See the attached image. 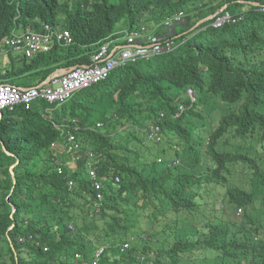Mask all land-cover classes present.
Wrapping results in <instances>:
<instances>
[{
    "label": "trees",
    "instance_id": "16d2710c",
    "mask_svg": "<svg viewBox=\"0 0 264 264\" xmlns=\"http://www.w3.org/2000/svg\"><path fill=\"white\" fill-rule=\"evenodd\" d=\"M243 1L203 10L198 3L212 0H21L17 10V0H0V40L18 13L22 28L59 24L73 36L33 58L8 54L0 81L31 85L59 67L90 64L98 42L121 29L180 11L186 21L169 52L130 60L61 104L3 111L0 264H93L103 245L97 264H139L150 250L155 264H264V0ZM224 4L241 18L191 30ZM157 119L165 147L155 154L146 134ZM76 125L82 148L103 155L99 212L87 170L62 159L59 174L49 149L61 128Z\"/></svg>",
    "mask_w": 264,
    "mask_h": 264
},
{
    "label": "built area",
    "instance_id": "2783aa9c",
    "mask_svg": "<svg viewBox=\"0 0 264 264\" xmlns=\"http://www.w3.org/2000/svg\"><path fill=\"white\" fill-rule=\"evenodd\" d=\"M226 18H228V15L218 18L214 25H221ZM168 25L166 24L164 27ZM168 27H171V24ZM119 38L125 39L127 44H117V38L103 42L91 54L89 66L79 65L70 72L51 79L48 83L25 87L17 83L0 81V120L3 110H12L19 104H24L26 108H29L33 102L38 100H44L50 104H61L70 99L78 90L106 79L115 68L124 65L129 60L154 56L169 52L174 48L173 39L162 36L157 32L139 34L125 30ZM72 42L73 39L69 30L44 23L39 31L27 29L22 33L12 32L11 36L5 40L4 48L7 51H19L28 57H33L38 53L49 51L55 46L64 48ZM2 51L3 49H0V53ZM187 93L191 95L192 90L189 88ZM180 109L184 110V106L181 105ZM47 110L51 111V108ZM178 115L177 113L175 116ZM160 116H164V113H161ZM102 125V122L96 123L97 128ZM77 126L68 129L61 128L60 138L52 142L49 149L56 157L55 163L58 165L57 171L59 174L64 171L63 166H60L63 160L71 171L79 170L80 164L87 170L91 187L95 193L94 208L99 212L104 195L103 190L105 189L99 176V166L103 155L101 152L97 153L91 149L82 148L79 137L75 133L79 129ZM148 137L156 141L161 140V127L157 121L149 124ZM114 180L118 182L120 180L119 176H115ZM68 185L71 187L73 181L70 180ZM128 245V243H125L121 247V251L127 248ZM102 251L103 248L98 249L95 256L98 257ZM76 257H80V254L76 253ZM93 264H97V261L93 260Z\"/></svg>",
    "mask_w": 264,
    "mask_h": 264
},
{
    "label": "clouds",
    "instance_id": "9594fccd",
    "mask_svg": "<svg viewBox=\"0 0 264 264\" xmlns=\"http://www.w3.org/2000/svg\"><path fill=\"white\" fill-rule=\"evenodd\" d=\"M13 1V0H12ZM239 1V0H238ZM241 2H244L243 0H240ZM218 4V0H212V3H209L207 6H203V4L202 3H198V6L201 8V9H203V10H209L211 7H213V6H215L216 7V5ZM254 5H258L259 6V3L258 2H254L253 3ZM21 6V0H17V10H19V7ZM228 7V5L227 4H224L223 6H221L220 8H218V10L216 11V12H211V13H209V14H207L204 18H202L201 20H199L197 23H196V25L191 29V30H193V29H195L198 25H200L201 23H204V22H207V21H209V20H211V19H214L213 20V22H211V23H209V25H212V26H215V27H219V26H221V25H223L225 22H235L238 18L240 19L241 18V16L240 17H235L232 13H230V11H228V10H226V8ZM260 9H262V10H264V6H260ZM198 11H201V10H195V12H198ZM185 15V12L184 11H180V12H178L177 14H175V15H173V16H171V17H167L165 20H163L161 23H159V24H155V25H148V24H140L139 26H137L136 28H134V29H132V30H128V29H121V30H119L118 32H117V34H119V36L118 37H114V35L113 34H110V35H108V36H106L104 39H102V40H100L99 42H98V45L100 46V44H102L103 42H106V41H112V39H114V38H117V44H120V45H125V44H127L126 43V40L125 39H122V38H119V37H121L123 34H124V31L126 30V31H128V32H137V33H139V34H150V33H154V32H157L158 34H160V35H162V36H168V38H170V39H173V41H174V48H175V42H176V40L175 39H178L179 37H180V35H176L177 34V31H178V29H180V28H183V27H185V22L186 21H183V16ZM228 15V18H226L225 20H224V23H222L221 25H218V26H216V25H214L215 24V22L218 20V18H223L224 16H227ZM19 17H20V13H18L16 16H15V18H14V21H13V25H12V27L10 28V30H9V32H8V34L6 35V36H4L1 40H0V49H3V51L0 53V55H2V54H9V53H13L12 51H14V50H5V48H4V42H5V40L8 38V37H10L11 36V34H12V32L14 33V32H16V33H22L23 31H25V30H27V29H31V30H34V31H39V30H41L42 29V27H43V24H44V22H42L41 23V28L40 29H37V30H35V29H32V28H30V27H27V28H22L23 26H22V24H20V23H18V19H19ZM49 24H51V23H49ZM166 24H171V27H164V25H166ZM52 25H54V26H57L58 28H60V29H67V28H64V27H62V25H59V24H52ZM68 30V29H67ZM70 32V31H69ZM71 33V32H70ZM186 33V32H185ZM71 36H72V34H71ZM72 39H73V36H72ZM73 43V42H72ZM71 43V44H72ZM70 44V45H71ZM176 45H178V44H176ZM69 46V45H68ZM98 46V47H99ZM56 47V46H55ZM58 47V46H57ZM67 47V46H66ZM66 47H64V48H60V47H58V48H60V49H65ZM54 48V47H53ZM173 48V49H174ZM50 51V50H49ZM15 52H19V51H15ZM46 52H48V51H46ZM41 53H44V52H41ZM38 54H40V53H38ZM37 54V55H38ZM21 55H24V56H26L24 53H21ZM37 55H35V56H37ZM35 56H33V57H35ZM26 57H28V56H26ZM33 57H28V58H33ZM133 60V59H132ZM130 61V60H129ZM128 62V61H127ZM9 64V62L7 63V65ZM87 65H89V64H87ZM77 66H79V65H77ZM122 66V65H121ZM120 67V66H119ZM61 76V75H60ZM4 81H7V80H3V81H1V82H4ZM9 82V81H8ZM48 83V82H47ZM38 84H45V83H38ZM38 84H35V85H23V86H25V87H28V86H36V85H38ZM21 85V84H20ZM89 86H91V85H89ZM89 86H87V87H89ZM84 88H86V87H84ZM83 89V88H82ZM189 89V88H188ZM187 89V90H188ZM191 90H192V94L191 95H189L188 93H187V90H186V95L188 96V97H190L191 99H192V101H194L195 99H196V95L194 96V90L192 89V88H190ZM81 90V89H80ZM79 91V90H78ZM76 93V92H75ZM196 93V92H195ZM54 104H56V103H54ZM58 105V104H57ZM181 105H183V104H181ZM180 105V106H181ZM184 106V105H183ZM179 109H180V107H179ZM6 110V109H5ZM184 110H185V106H184ZM184 110H181L180 109V111L182 112V111H184ZM4 111V110H3ZM3 111H2V113H3ZM2 113H1V118H2ZM179 115H180V113H178ZM160 115H161V113H160ZM178 115V116H179ZM178 116H176V117H178ZM160 117H164V116H160ZM159 119V118H158ZM158 119L157 120H155V121H157V123L160 125V127H161V133H162V138H161V140L160 141H156V140H154V139H151V138H149L148 137V133L146 134V138L148 139V140H150L152 143H156V144H160L161 142H162V140L165 138V134H164V132H163V129H162V126H161V124L158 122ZM151 122H154V121H151ZM150 122V123H151ZM157 161L158 162H163V161H165L166 163H167V166H173V165H176V164H178L179 163V160L178 159H174V160H165V159H163V158H161V157H158L157 158ZM99 169H100V167H99ZM117 176V175H116ZM115 178V177H114ZM120 178V177H119ZM114 182H116L115 180H114ZM118 182H120V180L118 181ZM117 182V183H118ZM105 190V189H104ZM104 190H103V193H104ZM94 195H95V193H94ZM14 207H12V209H11V216L13 215V213H14ZM240 211H241V209L239 208L238 210H237V212H236V214L237 215H239L240 214ZM9 228H12V225L9 227ZM136 240H139V238L137 239V238H135ZM140 242H142L143 244H145L146 242H148V238L147 237H142V240L140 241ZM129 245H128V247H130L131 246V244H132V242H127ZM125 244V243H124ZM124 244H122L121 245V247L124 245ZM121 247H120V250H121ZM127 247V248H128ZM100 248H103V251H102V253L98 256V257H96L95 256V254H94V259L93 260H96L97 262H98V258L104 253V251H105V249L107 248V245H103V246H100V247H98L96 250H95V253H96V251L98 250V249H100ZM127 248H125V249H127ZM125 249L123 250V251H121V252H124L125 251ZM44 250H47V248L46 247H44ZM80 254V253H79ZM81 256V255H80ZM75 257H76V254H75ZM154 257H155V252L153 251V250H150V251H146V252H141L140 254H139V256H138V260H139V264H155V262H154ZM77 259L78 258H80V257H76Z\"/></svg>",
    "mask_w": 264,
    "mask_h": 264
},
{
    "label": "rangeland",
    "instance_id": "374dc122",
    "mask_svg": "<svg viewBox=\"0 0 264 264\" xmlns=\"http://www.w3.org/2000/svg\"><path fill=\"white\" fill-rule=\"evenodd\" d=\"M13 53H12V55H14V56H16V55H19V54H21V52H15V51H12ZM7 62H8V54H2V55H0V72L1 73H4L5 72V68L7 67V68H9V66L7 65ZM9 82H11V83H17V84H24V85H31L32 83L29 81V82H27V81H25L24 79H19V78H13V79H10L9 80ZM165 147V144L164 143H160V144H158V145H153V153H157L158 152V150H161L162 148H164ZM155 154H153V156L155 155ZM155 157H157V156H155ZM224 189H222L220 192H222Z\"/></svg>",
    "mask_w": 264,
    "mask_h": 264
},
{
    "label": "water",
    "instance_id": "95a60500",
    "mask_svg": "<svg viewBox=\"0 0 264 264\" xmlns=\"http://www.w3.org/2000/svg\"><path fill=\"white\" fill-rule=\"evenodd\" d=\"M84 66H89V65H84ZM77 67V65H74V66H71V67H59L57 69H55L51 74H49L47 76V78L45 80H43L41 83H47L49 82L51 79L57 77V76H60V75H63V74H66L68 72H70L72 69H75ZM196 95V93L194 92V96ZM2 116H3V113H2ZM5 150V149H4ZM15 164H13L11 166V173L13 175V182L15 184V178H14V173H13V168H14ZM14 187V186H13Z\"/></svg>",
    "mask_w": 264,
    "mask_h": 264
},
{
    "label": "crops",
    "instance_id": "0c3cea01",
    "mask_svg": "<svg viewBox=\"0 0 264 264\" xmlns=\"http://www.w3.org/2000/svg\"><path fill=\"white\" fill-rule=\"evenodd\" d=\"M8 63V62H7Z\"/></svg>",
    "mask_w": 264,
    "mask_h": 264
}]
</instances>
